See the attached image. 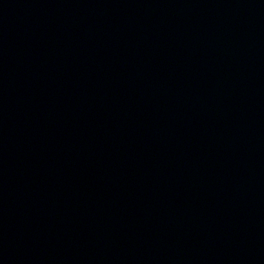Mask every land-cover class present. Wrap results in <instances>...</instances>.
Returning a JSON list of instances; mask_svg holds the SVG:
<instances>
[{
  "label": "water",
  "instance_id": "water-1",
  "mask_svg": "<svg viewBox=\"0 0 264 264\" xmlns=\"http://www.w3.org/2000/svg\"><path fill=\"white\" fill-rule=\"evenodd\" d=\"M0 264H264V0H0Z\"/></svg>",
  "mask_w": 264,
  "mask_h": 264
}]
</instances>
